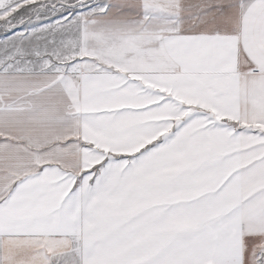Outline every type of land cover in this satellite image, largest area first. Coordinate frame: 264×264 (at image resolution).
Instances as JSON below:
<instances>
[{"label":"snow or ice","instance_id":"6c2138e0","mask_svg":"<svg viewBox=\"0 0 264 264\" xmlns=\"http://www.w3.org/2000/svg\"><path fill=\"white\" fill-rule=\"evenodd\" d=\"M0 264H264V0H0Z\"/></svg>","mask_w":264,"mask_h":264}]
</instances>
